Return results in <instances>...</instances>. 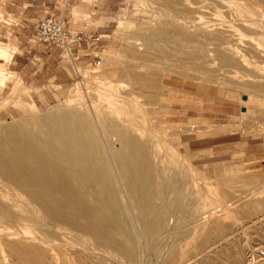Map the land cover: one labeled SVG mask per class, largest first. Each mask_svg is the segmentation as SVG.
I'll list each match as a JSON object with an SVG mask.
<instances>
[{"label": "bare ground", "instance_id": "obj_1", "mask_svg": "<svg viewBox=\"0 0 264 264\" xmlns=\"http://www.w3.org/2000/svg\"><path fill=\"white\" fill-rule=\"evenodd\" d=\"M226 1L246 17V25L264 28V23L251 20L252 15L264 16L255 4ZM195 17L187 20L185 30L177 27L174 35L165 38L174 40L175 49L157 45L161 53L178 62L201 60L210 52L205 54L193 44L201 42V31L212 30L214 24L202 15ZM227 27L241 32L234 22ZM206 39L209 42L210 37ZM259 45L262 51L264 43ZM223 51L216 53L220 60L232 62L236 54L230 57ZM0 57H12L10 50L0 46ZM135 59L90 77L100 97L95 101L102 100L101 105L84 100L87 96L69 97L62 107L36 117L8 122L0 117V264H65L68 260L64 263L60 256L70 257L69 246L84 261L76 264H108L110 253L118 254L124 264H152L145 262L146 252L157 264H255L254 257L247 258L252 243L246 240V226L251 224L256 239L264 240V178H248L258 183L239 194L232 190L234 198L226 199L211 181L221 173L214 169L199 180L196 175V180L197 186L202 181L206 190L215 191V200L205 196L206 211L190 201L184 193L186 185L179 181L182 173L194 171L195 164L156 133L153 113L146 105L162 97L169 107V98L192 85L183 74L168 70L161 74L159 67ZM227 129L223 125L212 133ZM65 231L73 236L71 242L59 239ZM186 239L190 240L183 244ZM57 248H63V254ZM261 260L264 264V257Z\"/></svg>", "mask_w": 264, "mask_h": 264}, {"label": "rangeland", "instance_id": "obj_2", "mask_svg": "<svg viewBox=\"0 0 264 264\" xmlns=\"http://www.w3.org/2000/svg\"><path fill=\"white\" fill-rule=\"evenodd\" d=\"M87 1L84 2L81 0L83 4L88 5L89 8L87 11L91 13V18L78 20V25L72 23L67 11L65 14V9L62 12L63 8L61 5L59 6L57 15H64L71 29L76 30L86 27L100 34L102 39L98 43V47L94 50L103 53L102 55L99 54L101 56L100 63L102 64L99 67L91 64L90 57L86 56L80 57L75 62L61 49L49 47L55 53L54 56L58 58L63 69L59 70V74L56 77L36 80L32 76L34 68H31L29 66L30 64H16L15 66L12 62L13 56L18 51L19 43L16 28H21L24 22L19 16L7 8V0H0V13L2 14V18H0V46L8 48L12 55L10 58L0 57V81H2L0 82V115H4L0 117L6 118L5 122L13 120L14 118L36 117L39 112V114H44L53 108L57 109L62 107L68 101L69 97H81L83 99V97L87 96L84 100H92L91 102L94 100V102L101 105L102 102L100 103L99 101L102 100L95 101L100 99V97L98 91L94 88L96 87V83L90 77L101 72L106 73L115 65L137 57L135 59L136 61H142V63L151 65V67H159V69H162L161 74L165 70L183 74L186 77L185 81L187 80L186 82L192 85L188 89L186 87L181 88L179 90L181 93H176V95L172 96V99L169 98L170 100L168 99V101L170 102H167L170 103L169 107L164 105L166 101L162 97L161 99L158 98L156 103L146 105V108L153 113L151 116L153 117V123L156 124L155 126L153 125L156 133L159 132L157 134L163 136L165 141H169L179 147L182 151L177 147L175 149L180 154V157L185 155L188 160L195 164L194 171H187L185 174L182 173L183 177L179 181V184L184 183L186 185V191L184 190V193L190 201L193 199V202L202 207V211H206L207 209L203 208L206 202L205 196L212 197L213 195L216 198V193H213L215 191H209L208 188L206 190V185L202 181L200 182L201 184L199 183L201 187L199 185L197 186V182H199L197 180L201 177L200 175L205 174L209 176L211 174L210 169L213 168H218L215 169L216 171L220 169L219 171L221 173L219 174L220 176H217L219 179L211 181L219 186L221 189H219V194H222L226 199L234 198L232 190H236L237 192L235 193L239 194L242 191L245 192L246 188L250 189L258 183V181L253 182L251 180L250 183L248 178L263 179L264 144H259L258 141H262L264 135V49L261 51L263 47L259 45L260 43H264V28L258 25H246V17L243 19L238 15L236 7L230 6L226 0L224 2L223 0H108L110 2V9L105 13L102 10L92 8L104 0ZM246 1L252 5L255 4L253 5L255 8L260 9V12H264V0ZM198 15L204 16L207 21H210L215 26H213L214 30L212 27V30L209 28V30H202V33L200 32L203 35L201 39L204 38L202 40L203 42H198L199 44L197 42L194 44L193 42L191 43L196 49L201 48L202 50L204 49L203 51L206 50L205 54L209 50L210 52L206 55L207 57L205 56L201 60L191 61L180 58L178 62H175L164 53H161L157 45L167 49H175L174 40L169 41L165 40V38L174 35L177 27L185 30L187 20L193 21L196 18L195 16ZM121 18L124 21H121ZM251 18L254 23H264V16L257 15L256 17V15H252ZM37 21L33 24V28L31 27L32 33H29L30 38ZM228 22H234L240 28L241 32L231 31V33L229 27H227ZM220 33H224V35L221 36ZM230 33L231 36L229 35ZM220 36L225 41H222ZM232 36L234 37L232 38ZM206 37H210L209 42L206 41L208 40ZM215 38L221 40L222 44L221 41H214ZM176 40H179V38ZM187 42L184 41L183 43ZM150 43L155 45L150 46ZM160 43L163 44L161 45ZM257 46H260V48ZM229 48H233V50ZM217 51L220 52L217 53ZM222 51L226 55L227 53L231 54L230 57L233 56L232 54H236L240 60L234 55V62H224L217 56ZM235 51L237 52L235 53ZM46 52L47 54L50 53L49 51ZM76 53L78 55H84L87 53V50L79 49ZM210 53L215 55L210 56ZM244 53L245 57L239 55ZM246 53L248 58L246 57ZM245 58L247 59L245 60ZM70 61H72L73 65ZM41 62V59L35 58L31 60V66L34 65V67L37 66L40 68ZM244 96L247 99H244ZM141 100L144 101V98ZM243 107L246 109H243ZM153 110L156 112L154 113ZM207 117L210 120H205ZM223 123L232 125H228L229 129L225 132L219 130L218 134H224L222 138H219L217 137L218 134H213L212 131L222 127L223 125L220 124ZM197 145L202 148L198 151L197 157L195 158L190 150ZM241 152H246L250 156L246 158L242 157ZM247 160H250L248 166L245 165ZM241 163L244 164L240 165V168L237 169L239 170L238 173L236 171L229 172L221 170L225 166ZM187 164H185L186 167ZM191 177H195V179ZM227 183L234 184L233 186L230 185L231 187L229 186V189V187L225 186ZM213 200L215 199L213 198ZM221 210L219 209L218 212ZM241 221L245 222L247 220ZM170 222V224H173V220ZM246 227H248L247 232H249L247 235L249 239L246 238V240L249 244L252 243L250 250L248 249L246 251L247 258L254 257L253 263L261 264L263 263L261 259L264 257V240L256 239L253 234L254 230L251 229L253 228L251 224H247ZM195 235L194 239L197 241L199 234L196 233ZM59 239L61 241L68 240L71 242L73 236L65 231L64 235L62 234ZM188 240L190 239L183 241V244ZM55 250L58 252L62 251L60 254H63V248H57ZM68 251L72 253L68 259L65 260L64 258L66 256L64 257V255L60 256L64 263L68 260L65 264L84 262L81 259L82 257L76 254L75 248L69 246ZM184 252L186 253L187 250L184 249ZM109 255L112 257H109L111 260L107 261L108 264H124L118 254L110 253ZM258 255L261 256L258 257ZM256 256L257 258L255 259ZM143 257L145 262L157 264L155 258L151 257L147 252L144 253ZM192 261H196V258Z\"/></svg>", "mask_w": 264, "mask_h": 264}, {"label": "crops", "instance_id": "obj_3", "mask_svg": "<svg viewBox=\"0 0 264 264\" xmlns=\"http://www.w3.org/2000/svg\"><path fill=\"white\" fill-rule=\"evenodd\" d=\"M84 2H88L87 0H83ZM63 8L62 12L65 9L69 14L70 20H72V23L78 25V20H87L91 18V13L88 10V5L83 4L81 0H7L6 6L8 9H10L15 15L19 16L21 20L24 22L23 26L21 28H16L18 31V51L13 56V63L15 64H23L34 68L32 72V76L36 80L40 79H46L49 77H56L57 74H59V70L63 69L60 65L58 58H55V53L52 51V49H44L35 46L31 38L29 36V33H32L31 27L33 24L45 13H55L57 14L59 12V6ZM92 8L102 10L104 13L109 11L110 9V2L108 0L100 1L99 4L94 5ZM33 28V27H32ZM46 51H49L50 53L47 54ZM68 57L72 59L69 55ZM38 58L41 59V65L40 68L37 66L34 67V65L31 66V60ZM75 63V62H74ZM205 120H210L208 117ZM220 125H232V124H220ZM222 132V131H221ZM225 132V131H223ZM219 132L215 133L218 134ZM199 136H201L198 133ZM226 135V134H225ZM224 134H218L217 137L222 138ZM259 144H264V135L262 141H258ZM257 142V143H258ZM173 144V143H172ZM174 145V144H173ZM177 147L176 145H174ZM264 146V145H263ZM180 149L179 147H177ZM199 145L194 146L192 148L191 154L196 158L198 151L201 149ZM181 150V149H180ZM182 151V150H181ZM242 157H249L250 155L246 152L240 153ZM250 160H247L245 163L246 166L250 164ZM241 164H236L232 166H225V168L221 170L225 171H236V173L239 172L237 170L240 168ZM218 168H213L210 170H214ZM220 170V169H219Z\"/></svg>", "mask_w": 264, "mask_h": 264}, {"label": "built area", "instance_id": "obj_4", "mask_svg": "<svg viewBox=\"0 0 264 264\" xmlns=\"http://www.w3.org/2000/svg\"><path fill=\"white\" fill-rule=\"evenodd\" d=\"M101 39L100 34L86 27L71 30L64 15L50 12L38 19L31 35L32 43L37 47L44 49L57 47L70 55L73 60H79L83 56L90 57L91 64L94 65L100 62V56L94 49L98 47ZM82 48L87 50V53L78 55L76 51Z\"/></svg>", "mask_w": 264, "mask_h": 264}, {"label": "water", "instance_id": "obj_5", "mask_svg": "<svg viewBox=\"0 0 264 264\" xmlns=\"http://www.w3.org/2000/svg\"><path fill=\"white\" fill-rule=\"evenodd\" d=\"M244 99H247V97L246 96H244ZM244 109V108H243Z\"/></svg>", "mask_w": 264, "mask_h": 264}]
</instances>
